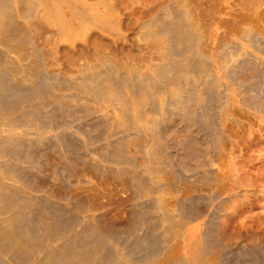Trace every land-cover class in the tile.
<instances>
[{"label": "bare ground", "instance_id": "obj_1", "mask_svg": "<svg viewBox=\"0 0 264 264\" xmlns=\"http://www.w3.org/2000/svg\"><path fill=\"white\" fill-rule=\"evenodd\" d=\"M263 122L264 0H0V264H264Z\"/></svg>", "mask_w": 264, "mask_h": 264}, {"label": "rangeland", "instance_id": "obj_2", "mask_svg": "<svg viewBox=\"0 0 264 264\" xmlns=\"http://www.w3.org/2000/svg\"><path fill=\"white\" fill-rule=\"evenodd\" d=\"M262 124H263L262 125V130H263L262 132L264 133V129H263L264 122ZM256 133L254 134V137L252 136L253 138H251V139H254V140L257 139L258 140L260 138L258 141L257 140L256 141L258 142V144L261 145L262 144V140L264 142V139L261 137L260 132H256ZM263 145L264 144H262L261 146H263ZM262 152L264 153V148L262 149ZM262 157H263L262 160H260L259 162H258V160L256 161L258 164L256 163L255 167H253L254 171H258L259 168L263 167V165H264V160H263L264 159V154H263ZM253 196L251 198L253 211L249 212V211H247V209H249L248 207H246V208L245 207H241L243 209L239 213L240 215L244 214L243 217L246 214L253 215L250 218H248V221L246 220L248 225H252L251 231L248 232V234H246V233H244V234H241V233L236 234L235 235V241L236 242H247V243H251V244L264 242V193L263 192H257L255 194H253ZM235 201H237L238 203H241V197H239V196L236 197ZM238 206H244V205L243 204H239ZM256 217H258V218H256ZM245 219L246 218H244V220ZM260 220L263 221V223H260Z\"/></svg>", "mask_w": 264, "mask_h": 264}]
</instances>
